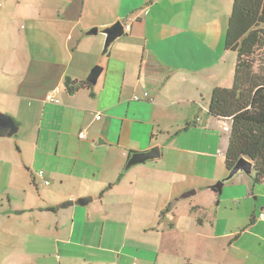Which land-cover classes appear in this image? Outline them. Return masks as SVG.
<instances>
[{"label":"crops","instance_id":"obj_1","mask_svg":"<svg viewBox=\"0 0 264 264\" xmlns=\"http://www.w3.org/2000/svg\"><path fill=\"white\" fill-rule=\"evenodd\" d=\"M231 5L232 0H0V113L36 148L44 123L56 134L50 172L59 187L47 193L59 206L44 208L45 198L35 189L41 211L59 214L65 201L92 198L68 207V241L82 242L84 223L94 220L102 234L108 227L109 237H128L132 221L147 232L172 198L194 190L199 207L218 201L225 211L224 220L215 208L208 223L185 226L204 239L202 252L214 259L222 249L225 264H264V183L252 186L240 173L221 193L212 190L227 175L228 124L208 113V102L212 90L230 88L233 81L235 55L224 48ZM116 21L125 35L100 59L104 35L85 34ZM96 66L102 71L93 85L86 80ZM66 78L90 86L68 94ZM51 92L58 104L46 101ZM156 145L160 159L123 173L132 152ZM7 155L0 153V163L10 162ZM18 170L25 172L20 165L10 172ZM29 178L35 188L39 179L51 186L45 171ZM68 184L78 193L59 195ZM110 220L115 222L107 225ZM111 252L118 261L121 255L151 260L149 251L131 247Z\"/></svg>","mask_w":264,"mask_h":264},{"label":"rangeland","instance_id":"obj_2","mask_svg":"<svg viewBox=\"0 0 264 264\" xmlns=\"http://www.w3.org/2000/svg\"><path fill=\"white\" fill-rule=\"evenodd\" d=\"M23 134L24 130L10 138H0V153H7L6 157H11L9 163H0V264H225L222 249L213 259L210 253L202 252L203 238L196 232H185V226L197 220L208 223L209 218L215 215V208L225 219L223 206H216L218 201L209 209H202L199 207V196H191L174 205L172 202L177 197L172 198L169 205L172 210L166 207L161 213L158 211L151 224L153 229L147 232L140 230V225L132 221L128 237H109L108 227L102 234L100 222L94 220L84 223L82 242L68 241L72 228L71 208L59 209V214L47 212L46 209L42 212L35 190L38 189L45 198L44 208L49 203L58 209L59 204L56 206V202L52 203L47 193L48 188L58 190L59 187L56 174L50 172L52 164H56V134L44 123L37 148L36 143L29 142ZM45 152L51 156H43ZM16 165L24 167L25 172L22 174L18 170L11 173L10 169ZM40 169L45 171L51 186L45 188L40 179L37 181L38 187L31 185L30 173H38ZM25 175L29 176L27 182ZM59 190V195L65 196L78 193L72 184ZM93 205L98 207V204ZM188 209L191 210V218L187 216ZM110 222L115 221H107V225H112ZM121 246L149 251L151 260L134 261L121 255L118 261L111 249ZM217 258L220 260L214 262Z\"/></svg>","mask_w":264,"mask_h":264},{"label":"trees","instance_id":"obj_3","mask_svg":"<svg viewBox=\"0 0 264 264\" xmlns=\"http://www.w3.org/2000/svg\"><path fill=\"white\" fill-rule=\"evenodd\" d=\"M224 48L235 55L232 85L212 90L208 102V113L228 124L224 168L228 173L245 157L253 163L254 185L264 183V0H232ZM83 86L90 85L64 81L68 94Z\"/></svg>","mask_w":264,"mask_h":264},{"label":"water","instance_id":"obj_4","mask_svg":"<svg viewBox=\"0 0 264 264\" xmlns=\"http://www.w3.org/2000/svg\"><path fill=\"white\" fill-rule=\"evenodd\" d=\"M97 33H100L104 35V43L103 48L100 54V59L106 55H108L111 47L113 44L120 38H122L125 35V29L124 26L120 21H116L110 26H107L101 30H98L96 28L90 29L85 35L92 36L96 35ZM102 71V68L99 66H96L90 73V75L87 78V82L90 84H96V81ZM20 130V127L16 125L14 120L9 117L8 115L4 113H0V138H10L18 133ZM161 149L158 145L148 149L144 152H132L125 164V167L123 169V173H126L131 168L136 167L138 165H143L148 162H152L155 160H158L161 158ZM243 173L245 174L250 182L251 185L254 186V171H253V163L248 160L245 157H241L237 160L233 168L227 173V175L222 178L219 182H217L212 188L214 189V192L221 193L223 184L229 182L232 178H234L236 175ZM196 191H187L185 193H182L180 196H178L174 201L172 202V205H174L176 202L188 199L191 196H194ZM92 200L91 197L87 198H79L75 201L68 200L63 202L60 205V208H68L71 206H85Z\"/></svg>","mask_w":264,"mask_h":264},{"label":"built area","instance_id":"obj_5","mask_svg":"<svg viewBox=\"0 0 264 264\" xmlns=\"http://www.w3.org/2000/svg\"><path fill=\"white\" fill-rule=\"evenodd\" d=\"M127 29H129V27H127ZM145 96H147V94H145ZM133 99H134L135 101H137V100H138V97H134ZM46 101H47V102H50V103H55V104H58V103H59V101H58V99L56 98L54 92H51V93H49V94L46 96ZM99 119H101L100 114L96 115V120H99ZM78 137H79L80 139H84V138H85V132H84V131H81V132L78 134ZM37 175H38L39 177H43V171H39V172L37 173ZM44 184H45V185H48L49 183H48V181H45ZM263 218H264V217H263Z\"/></svg>","mask_w":264,"mask_h":264}]
</instances>
